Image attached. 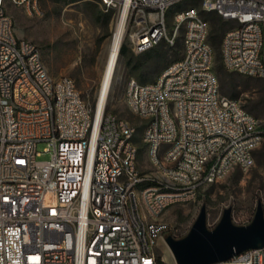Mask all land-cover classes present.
I'll use <instances>...</instances> for the list:
<instances>
[{"label":"built area","instance_id":"obj_1","mask_svg":"<svg viewBox=\"0 0 264 264\" xmlns=\"http://www.w3.org/2000/svg\"><path fill=\"white\" fill-rule=\"evenodd\" d=\"M7 1L0 0V264H160L163 211L253 166L264 137L259 119L221 90L209 21L187 5L196 0H100L117 19L125 14L124 39L137 54L183 40L181 57L155 80L127 82L130 108L147 121L153 168L143 172L136 127L109 111L110 91L92 105L72 77H54L38 44L17 34ZM201 1L235 23L221 41L224 66L264 79V0ZM46 152L51 157L39 160ZM210 264H264V247Z\"/></svg>","mask_w":264,"mask_h":264},{"label":"rangeland","instance_id":"obj_2","mask_svg":"<svg viewBox=\"0 0 264 264\" xmlns=\"http://www.w3.org/2000/svg\"><path fill=\"white\" fill-rule=\"evenodd\" d=\"M187 5L206 11L201 0ZM7 10L15 19L17 34L38 44L49 72L54 77H72L84 99L93 105L102 84L108 46L117 21L115 12L106 10L100 0H35V7L15 5L8 0ZM230 23V26L235 25ZM122 45L127 46V51L120 52L119 78L113 83L108 109L136 127L138 165L146 172L153 168L143 141L147 121L130 108L125 97L127 82L131 77L142 82L155 80L170 63L181 57L183 40L180 39L175 47L162 43L142 54L132 50L127 38ZM261 88L262 82H257L253 87L238 86L237 90H243L237 97L230 96L234 92L230 87L223 93L239 99L244 107L258 99ZM260 114L258 119L262 123L264 112ZM45 147V143H39L38 150L43 152ZM50 157L51 153L46 152L38 159ZM254 158L255 163L250 168L236 167L222 180L204 185L194 201L174 203L163 211L160 219L167 227L157 249L160 264H175L165 237L187 235L203 204L207 206V224L211 228L220 221L227 207H232V219L236 224L252 221L259 200L264 208V137L254 150Z\"/></svg>","mask_w":264,"mask_h":264},{"label":"water","instance_id":"obj_3","mask_svg":"<svg viewBox=\"0 0 264 264\" xmlns=\"http://www.w3.org/2000/svg\"><path fill=\"white\" fill-rule=\"evenodd\" d=\"M178 264H210L228 260L248 249L264 247V208L258 205L251 222L236 224L232 219V207L224 209L220 221L214 226L207 224V206L201 210L187 235L165 237Z\"/></svg>","mask_w":264,"mask_h":264},{"label":"trees","instance_id":"obj_4","mask_svg":"<svg viewBox=\"0 0 264 264\" xmlns=\"http://www.w3.org/2000/svg\"><path fill=\"white\" fill-rule=\"evenodd\" d=\"M201 14L205 19L209 21L210 24L209 42L214 48V59H215L214 69L218 76L222 92L227 87H230L234 91L233 94H231L230 96L237 97L238 94L243 90V89L237 90L238 86L244 85L247 87L248 86L253 87L257 82H262V88L260 91L261 94L259 95L258 99L254 103L247 104L244 106L246 110H248L254 116H256L257 118L260 117L261 116L260 112H264V79L252 77V76H246L240 74L239 72L225 70L223 68L224 64L221 56V41L223 39L225 32L230 27H232L230 26L231 23L229 20H226L216 11H201ZM180 39H182V37L178 39V42ZM126 51H127V46L122 45L121 53H125ZM260 131L264 136V121L262 123L260 122Z\"/></svg>","mask_w":264,"mask_h":264},{"label":"bare ground","instance_id":"obj_5","mask_svg":"<svg viewBox=\"0 0 264 264\" xmlns=\"http://www.w3.org/2000/svg\"><path fill=\"white\" fill-rule=\"evenodd\" d=\"M125 34V14L120 16L115 24L113 34L108 46L107 59L102 75V84L98 93L99 103L103 104L107 94L110 91L109 101L111 100V93L114 81L119 78L118 65ZM166 252L170 254L168 247L165 248Z\"/></svg>","mask_w":264,"mask_h":264}]
</instances>
